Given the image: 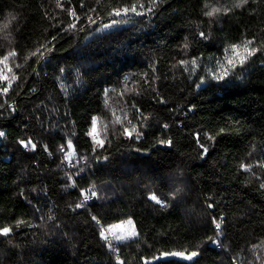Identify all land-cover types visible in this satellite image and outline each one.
I'll return each instance as SVG.
<instances>
[{
	"label": "trees",
	"instance_id": "trees-1",
	"mask_svg": "<svg viewBox=\"0 0 264 264\" xmlns=\"http://www.w3.org/2000/svg\"><path fill=\"white\" fill-rule=\"evenodd\" d=\"M236 2L0 0V264H264V0Z\"/></svg>",
	"mask_w": 264,
	"mask_h": 264
},
{
	"label": "snow or ice",
	"instance_id": "snow-or-ice-1",
	"mask_svg": "<svg viewBox=\"0 0 264 264\" xmlns=\"http://www.w3.org/2000/svg\"><path fill=\"white\" fill-rule=\"evenodd\" d=\"M247 3H248V0H237V2L234 5V7L239 8V7H242L243 5H245ZM155 4H156V0H150V3L148 5V7L145 8V5L143 3H139V4H135L134 3L130 7H125L122 10L119 9V8L114 9V11L112 13H110V15H115V16L125 15L126 16L130 12L131 13H135L136 15H143L145 12H149L150 13L153 10ZM57 6L58 7L61 6L60 5V0H57ZM83 6L84 5L82 4L81 7H83ZM138 8L140 9V11H138ZM69 11H70V14L72 16H75L76 15L74 11H71V10H69ZM92 11H94V10H92ZM219 11H220V9L213 8L211 11L206 12L205 14L207 16H213L215 13H217ZM225 11H227V9H225ZM77 19H78V17H77ZM88 19L90 20V22H94V20H93L92 17H88ZM113 23H116V21H113ZM7 26H8L7 24L3 25L4 28H7ZM108 26L109 25H104L105 28H107ZM75 28H76V25L75 24H69L68 25V29H75ZM200 35L203 37L204 36V33H200ZM55 39H56V37H52V40H55ZM49 43H51V41H49ZM251 43H252L251 41H247L246 42V44H251ZM42 47L44 48V51L45 52H51L52 51V48L47 47V45H44ZM185 47H187V46H185ZM231 47H232L233 51H235V49L238 47V45H232ZM256 51H257L256 48H252L249 51V55L254 54ZM39 54H40L41 58H43L44 52H40ZM14 55H15L14 52H10L9 53V56H14ZM32 55H37V53H32ZM4 59L7 60L8 59V56H5ZM181 63H185V62L184 61H181ZM231 63H232V61L229 60V64H231ZM224 71L226 73L227 72V69H225ZM218 78L222 79L223 76L221 75ZM0 79H6V77H0ZM13 79H15V77H13ZM2 91L4 93H7L8 88L5 87V88L2 89ZM93 125H95V118H93ZM164 127H167V125H165ZM89 134L91 135V133H89ZM3 135H4V133L3 132H0V137H2ZM209 139H211V137H209ZM19 143L21 144L22 147H24L26 149H28V148H31V150H35L36 149V145L32 142L31 139H28L26 141L25 140H21V141H19ZM162 143H163V141H162ZM169 143H170V141H169ZM70 146H71V141H69V147ZM61 150L63 151V146H62ZM205 151H207V149H205ZM245 170H247V169H245ZM69 179L71 180V177H69ZM71 186L74 187L75 186L74 183ZM261 187H264V184H262ZM81 195L84 197V201H86L89 198V196L88 195H85L84 193H81ZM90 196L95 197L96 196V192L95 191H90ZM150 198L152 200H154L157 204H161L162 203V201L160 199H158L155 195L151 196ZM83 206H84V202L82 201L81 203H78L76 205V208H81ZM209 207H211V205H209ZM93 220H96V217H93ZM19 223L20 222H18V224ZM97 223H99V222L97 221ZM214 223H215L216 228L217 229H220L221 223L220 222H216V221H214ZM10 232H11V228L8 227V226H4V227L0 228V236H5L6 237V236L9 235ZM100 235H101V238H103L105 240H108V237L105 236V233H104L103 230L100 232ZM117 239H121V238L120 237H117ZM108 243H109V247H111L112 246L111 241H108ZM195 255H196L195 252L191 253V255L189 256V259H191V257L192 256H195Z\"/></svg>",
	"mask_w": 264,
	"mask_h": 264
},
{
	"label": "rangeland",
	"instance_id": "rangeland-1",
	"mask_svg": "<svg viewBox=\"0 0 264 264\" xmlns=\"http://www.w3.org/2000/svg\"><path fill=\"white\" fill-rule=\"evenodd\" d=\"M198 64H199V62H198ZM210 69L214 75L215 74H217V75L222 74L223 75L224 74L223 70H225L226 67L224 68V66L222 65V63L220 61H216L215 64L210 67ZM11 70L12 69H11V66L9 65L8 59L7 60H5V59L0 60V77H6V79H9L10 82H12L13 79H10ZM208 71H209V64H208ZM6 79H1V80H6ZM91 132H94V134L97 135V137H99L96 125L93 127V130ZM64 155H65V157L69 158L74 163V165L79 166V162H80L79 159L74 158V160H73L71 157H69V156H72V157L75 156V153L73 151H66L64 153ZM65 157H64V159L66 160ZM72 162L70 163V166H73ZM116 232L118 233L116 235V238L120 237L121 239H118L120 241H125L126 239L133 238L134 236L137 235V230L135 228V224H134L133 220H131V219H129V220L127 219V223L125 225L116 226Z\"/></svg>",
	"mask_w": 264,
	"mask_h": 264
},
{
	"label": "built area",
	"instance_id": "built-area-1",
	"mask_svg": "<svg viewBox=\"0 0 264 264\" xmlns=\"http://www.w3.org/2000/svg\"><path fill=\"white\" fill-rule=\"evenodd\" d=\"M87 195L89 196V198L86 201H90V200L95 198V197L90 196V192L87 193ZM99 223L102 225L101 222H99ZM126 223H127V220L116 222V223H113V224H110V225H107V226L102 225V229H103V231L105 233V236L108 237V240H106L107 243H108V241H111V244H112L114 242V240H117L116 235L118 233L116 232V226L125 225Z\"/></svg>",
	"mask_w": 264,
	"mask_h": 264
}]
</instances>
